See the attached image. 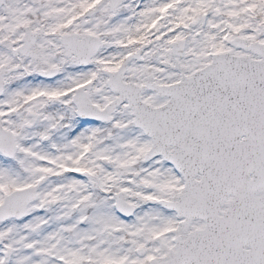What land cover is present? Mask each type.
Returning a JSON list of instances; mask_svg holds the SVG:
<instances>
[{"label": "snow or ice", "instance_id": "obj_1", "mask_svg": "<svg viewBox=\"0 0 264 264\" xmlns=\"http://www.w3.org/2000/svg\"><path fill=\"white\" fill-rule=\"evenodd\" d=\"M0 264H264V0H0Z\"/></svg>", "mask_w": 264, "mask_h": 264}]
</instances>
